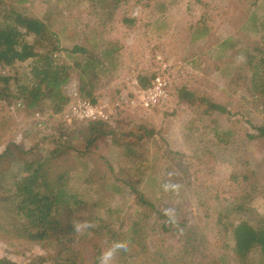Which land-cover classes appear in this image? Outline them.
Wrapping results in <instances>:
<instances>
[{"label":"rangeland","instance_id":"obj_1","mask_svg":"<svg viewBox=\"0 0 264 264\" xmlns=\"http://www.w3.org/2000/svg\"><path fill=\"white\" fill-rule=\"evenodd\" d=\"M11 9L43 19L62 48L55 54L67 62L72 60L63 49L75 44L95 54L115 49L113 63L104 60L106 70L85 79L84 89L93 85L91 96L108 111L112 125L121 118L116 140L106 137L84 156L69 151L51 164L54 174L68 172L71 190L96 204L79 211L75 222L79 233L72 245L84 262L93 264L99 253L96 264H240L231 235L221 226L225 219L218 223L217 218L230 211L236 212L235 220L264 215V137L255 129L264 128V112L249 62V55L260 56L264 49V0H121L117 5L111 0H0V12ZM156 73L168 81V100L144 109L132 80L142 75L149 83ZM78 86L73 72L63 91L70 96ZM181 87L224 104L229 113H205L203 105L180 102ZM10 88L16 92L13 84ZM14 96L0 100V152L24 136V146L41 158L53 148L55 131L80 121L69 107L72 97L48 118L46 106L39 117L12 106L8 101ZM141 123L154 135L134 145L125 134ZM123 177L135 181L138 193L112 191L111 184L121 185ZM140 194L180 233L163 231L164 220L151 212L137 243L118 251L103 226L126 229L129 218L146 209L138 207ZM235 204L241 209L234 210ZM89 212L102 219L100 227L95 222L97 233L86 229ZM11 217L0 209V259L34 264L46 248L15 235ZM249 260L257 264L259 253H250Z\"/></svg>","mask_w":264,"mask_h":264},{"label":"trees","instance_id":"obj_2","mask_svg":"<svg viewBox=\"0 0 264 264\" xmlns=\"http://www.w3.org/2000/svg\"><path fill=\"white\" fill-rule=\"evenodd\" d=\"M111 1L117 5L121 0ZM26 36H30L31 41ZM59 45L55 33L47 27L43 19L13 9L0 12V69L7 73L0 72V100H7V97L15 95L16 98L8 102L12 101V106L25 108L33 114L42 112V107L46 106L50 118L62 112L69 103L71 97L64 93L63 86L69 81L71 74L76 72L79 79L78 96L94 101L91 96L93 85L85 90V79L95 78L104 72L106 69L103 61L112 64V53L115 49L111 46L95 54L86 47L75 44L70 49H63L72 60L67 62L55 54L62 50ZM258 50L260 52L261 49ZM260 54L249 55V62L253 69V91L264 112V49ZM10 69L19 72L10 74ZM138 78L143 87L147 85L145 76L140 75ZM11 84L16 91L13 94L10 91ZM177 97L180 102L189 105H203L205 113H229L224 104L196 95L185 87L178 89ZM120 119H116L114 125L100 119L75 121L73 127L64 125L62 129L54 132L57 134L52 135L53 148L41 158L34 156L31 147L24 146V136L17 141L10 140L0 152V209H5L12 215L10 225L15 235L45 246V254L35 255L34 264H86L72 245L79 233L75 222L81 216L79 211L90 210L89 206L96 204L78 191L71 190L68 186V172L54 174L51 164L69 151L84 156L93 145L106 137L116 140L117 122ZM255 129L257 136L264 137L262 126H255ZM153 135L154 129L142 123L137 125V131L129 130L125 134L133 138L134 145L150 139ZM121 180H118L121 185L111 184L113 192L119 193L128 188L133 193H138L135 181L127 177ZM136 202L138 207L146 209L137 210L129 218L126 229H106L103 226L107 241L112 243L113 248L123 251L137 243L151 212L156 219L164 220L160 223L163 231L180 233L179 227L171 218L157 209L149 199L140 194ZM233 209L238 211L241 205L235 204ZM233 213L236 212L218 214L217 221L220 223L225 219L221 226L231 235L234 256L240 264H254L250 262L249 254L257 251V264H264V215L251 220H235ZM100 220L102 219L99 216L89 212L85 220L88 223L86 229L97 233L99 228L95 226V222L98 221L100 227ZM121 239L125 242H121ZM119 241L121 243L117 244ZM98 254L93 264L99 261ZM8 263L0 259V264Z\"/></svg>","mask_w":264,"mask_h":264},{"label":"built area","instance_id":"obj_3","mask_svg":"<svg viewBox=\"0 0 264 264\" xmlns=\"http://www.w3.org/2000/svg\"><path fill=\"white\" fill-rule=\"evenodd\" d=\"M132 84L135 87V98L144 109H150L164 102L166 103L168 100V81L165 80L160 73L154 74L150 82L144 87L137 79H133ZM70 97H72L73 102L69 107L78 120L88 121L100 119L112 123L110 114L99 102H95L90 99H82L78 96L77 92H74L72 95L70 94ZM34 116L39 117V113H34ZM65 116H68L67 112ZM67 121L70 120L68 119ZM37 125L40 126L41 121H39Z\"/></svg>","mask_w":264,"mask_h":264}]
</instances>
